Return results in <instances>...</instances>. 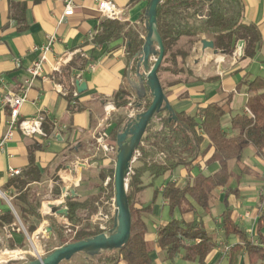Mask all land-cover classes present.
Returning <instances> with one entry per match:
<instances>
[{
	"label": "crops",
	"instance_id": "1",
	"mask_svg": "<svg viewBox=\"0 0 264 264\" xmlns=\"http://www.w3.org/2000/svg\"><path fill=\"white\" fill-rule=\"evenodd\" d=\"M98 1L76 0L77 6L74 13L66 16L60 22L65 8L63 0H0V139L8 131V119L10 117L9 108L2 101L3 95L8 91L19 92L21 86L25 84L26 79L29 78L28 67L39 57V51L35 50V47L44 44L48 34L53 33L58 37L53 50L48 54L50 63L45 66L47 77H38L34 80L28 89L27 100L20 111L22 118L33 117L39 111H48L49 119L43 126L50 135L48 138H43L37 134L26 136L18 128L14 129L11 138L7 139L3 147L0 148L1 191L5 192L2 188L10 177L8 174L9 166L25 169L29 163L30 149L41 142L44 147L36 150L38 165L41 169L51 168L53 173L59 177L61 184L54 181L53 178H49L47 182L52 183L51 189L54 184H59L62 188L61 193H63V187L70 186L77 191L79 189V194L84 197L88 190L81 189L83 176L87 175L90 169L97 172L100 167L113 163L117 152H106L98 146L95 139L96 130H98L99 120L101 122L106 116V104L115 105L109 101V98L122 85H128L134 91L130 80L136 81L137 77L130 71L131 62L127 50L124 49L125 41L123 39L100 45L92 38V35L95 37L100 33V23L104 18L98 9ZM111 1L120 11L119 20L139 28L142 36L146 38L148 18H146L145 13L150 1ZM244 3L245 22L256 24L264 40V0H244ZM21 12L24 13L25 18L23 23L18 22L13 17L14 13L20 14ZM193 52L198 53L193 58L195 66L189 65L191 56L186 61V68L181 59H178V65L173 64L172 61L162 62L164 69L159 70V77L167 99L175 111L185 110L190 114L196 113L212 102L221 104L226 110L223 126L230 132L233 114L245 112L246 109L245 104L249 92L248 86L244 82L245 74L248 72L250 79L254 77L250 69V65L254 61L260 63V69L264 68V61H262L264 60V47L259 58L253 61L243 59L237 67L230 70H226L227 67L221 64V58L216 57L219 51L213 50V57H216L214 59L220 63L208 75H203L199 71L203 63H206L208 54L207 50L203 48L202 42L193 47ZM66 54H72L76 60L85 58L87 63L95 64L94 69L87 66L84 69L75 68L73 70V73L80 74V80L87 82L88 85L86 91L75 97L86 105V109L82 111L72 112L69 109L66 98L67 92L62 91V89L66 90L65 84L69 85L66 78L62 80L51 74V64ZM134 93L136 92L134 91ZM120 111L121 109L118 107V111L105 121L104 127H100V130L106 128L107 132L110 133L111 120ZM54 119L59 122L57 130L53 122ZM208 143V140H205L202 148L205 149ZM73 147L76 148L73 149ZM255 156L262 163L264 169V157L256 152ZM81 159L89 160L90 165L83 167L81 172H73L72 164ZM245 164V171L248 172L256 165L251 163L249 157ZM219 167V163L212 158V151H210L208 154L200 156L192 165L180 166L155 180L153 185H148L136 196V206H140L141 203H149L153 199L155 187L162 190L166 179H171L184 186L187 182H192L197 174H213ZM79 177L80 184L75 186L73 179ZM234 178H239V175L232 177L226 186L214 190L212 209L204 211L197 206V213L188 211L183 215L177 214L187 221L197 220L200 226L219 240L218 247L208 254L205 264H228L229 253L224 254L223 245H232L237 241V237L233 235L226 239L224 231L219 225L221 216L226 209L224 199L227 195L233 220L250 235L254 236L256 233L263 209L261 199L263 186L255 181H240L234 187ZM159 179L162 180V183L156 185V181ZM149 181L150 179L147 178L145 183L148 184ZM0 207L3 211L10 208L9 204L1 197ZM40 212L42 222L39 227L45 224L52 227V223L59 227L54 215H45L42 211ZM145 218L148 223L146 238L154 248L151 253L154 264H197L183 260L181 255L170 260L167 254L157 246L159 228L171 219L167 203L161 195H158L156 199L153 213ZM20 227V224L16 222L0 228V240L7 249L8 245L13 243L17 247L23 244L22 248L18 249L27 250L24 248L27 246V241L30 243V240ZM39 227L32 233L33 236L39 234L38 239L41 241L53 236V229L49 230L48 228V236L42 237ZM262 232L264 233V227ZM29 235L31 236L30 233ZM46 251L49 253L48 249ZM178 259L181 261L179 262ZM26 262L28 260H23L22 264ZM60 264H72V261L71 259L64 260ZM119 264L126 263L122 261ZM240 264H264V262L251 259L247 252H243L240 257Z\"/></svg>",
	"mask_w": 264,
	"mask_h": 264
},
{
	"label": "trees",
	"instance_id": "2",
	"mask_svg": "<svg viewBox=\"0 0 264 264\" xmlns=\"http://www.w3.org/2000/svg\"><path fill=\"white\" fill-rule=\"evenodd\" d=\"M244 11V0H162L158 6L157 18L158 30L165 47L163 63L172 61L173 64L178 65V59H181L182 64L185 65L192 55L193 47L203 39L213 41V49L227 55H232L239 41L243 40L241 60H256L262 53L264 40L256 24L245 22ZM145 16L148 18L147 10ZM13 17L20 23L25 21L23 12L14 13ZM119 39L125 41L131 62L130 71L136 75L145 38L139 28L128 22L104 17L100 23V33L94 37L95 42L104 45ZM163 69L161 65L159 70ZM248 76L247 72L244 82L248 86L249 96L245 107L252 111L253 116L244 111L233 114L230 132L223 126L226 110L217 102L209 103L193 114L185 110H174V113H171L167 109H162L154 115L138 147L140 155L133 163L128 176L127 194L132 213L129 241L120 249L106 250L97 255L86 252L77 253L71 258L72 264H119L122 261L126 264H154L151 256L154 248L146 238L148 223L145 217L153 213L158 195L166 201L171 219L159 228L157 246L166 252L170 260L181 255L183 260L205 264L206 257L218 247L219 240L200 226L197 220L187 221L177 214L183 215L188 211L197 213V206L208 211L214 201V190L226 186L230 179L235 177L230 168V161H239L244 149L248 146L256 148L264 157V74H256L251 79ZM65 86L69 109L72 112L86 109V105L75 98L74 86L67 84ZM134 91L128 85H122L109 98V101L121 109L112 118L109 130L110 142L115 146H118V134L129 122L125 112L128 104L133 102V108L142 111L151 105L150 93L140 99ZM205 140L209 143L204 149L202 144ZM43 147L44 144L41 142L31 148L27 167L20 175L10 176L2 188L7 194L12 193V204L30 234L42 222L40 206L47 191L46 183L49 178L57 177L51 168L41 169L38 165L36 150ZM210 151H212V158L220 165L216 172L199 173L192 182L189 181L184 186L166 179L162 190L155 187L153 199L149 203L136 206V196L148 185H153L155 180L180 166L192 165L200 156ZM116 158L117 155L111 165L100 167L95 175L83 176L81 189L88 190L84 197L79 194L78 189L76 195L67 198L68 218L80 227L73 239H67L64 232L52 223L51 238L54 241L48 242L49 252L69 242L102 233V230L95 227L88 218L98 210L97 202L107 209L105 202L108 194L103 182L107 175L115 174ZM147 178L150 179L148 184L145 183ZM61 189L58 184L54 186L52 192L59 195ZM261 199L263 209L256 233L252 236L233 220L228 195L225 197L226 209L219 225L226 239L232 235L237 237V241L231 245L228 264H240L243 252H247L251 259L264 262V233L262 232L264 197ZM16 222V216L11 208L0 213V228ZM22 246L17 247L10 243L8 249L15 251Z\"/></svg>",
	"mask_w": 264,
	"mask_h": 264
},
{
	"label": "built area",
	"instance_id": "3",
	"mask_svg": "<svg viewBox=\"0 0 264 264\" xmlns=\"http://www.w3.org/2000/svg\"><path fill=\"white\" fill-rule=\"evenodd\" d=\"M63 1L65 3V8L63 15L60 18V22H62L66 16L72 15L77 6L76 0H63ZM98 9L104 17L111 19H119L120 17V11L117 9L114 2L111 0H99ZM92 38H94V35H92ZM57 40L58 37L56 36V34L51 33L47 35L46 42L44 44L35 47V50L39 51V57L35 59L27 69L29 73V78L26 79L25 84L21 86L19 92L8 91L3 95L2 101L6 106H8L10 117L8 119V131L3 136V138L0 139V148L3 147L7 139L11 138L13 131L16 128L21 130V132L26 136H33L37 134L43 138L49 137L50 134L44 129L43 126L44 123L49 119L48 111L46 110L39 111L35 116L29 118L26 117L22 118L20 116V111H21V107L27 100L28 89L32 86L34 80L38 77H42V78L47 77L45 66L46 64L50 63L48 54L53 50L54 44L56 43ZM124 49L127 50L126 46L124 47ZM234 55L235 57H242L243 55V48L239 44L236 51L234 52ZM17 63L19 65V60L17 61ZM87 66L91 69L95 68V64L87 63L85 58H82L81 60H76L75 58L72 57V54H66L64 56H61L51 64V74L53 76L61 78L62 80L66 78L69 85L74 86V96L77 97L79 92L77 90L76 83L77 81H81L80 80L81 75L74 74L73 70L75 68L84 69ZM58 86L61 87V85ZM62 91L67 92L65 89L64 90L62 89ZM105 110H106V116L101 120V122L99 120L98 130H96L97 135L95 139L98 143V146L101 147L104 151L117 152L118 146H115L109 142L110 136L106 128H102L100 130V127L102 126L104 127L105 121H107L114 112L118 111V107L111 103H108L106 104ZM140 112H142V110L133 108V102H130L126 108V113L129 121L135 120ZM245 112L253 116L252 111L248 107H246ZM53 122L54 125L57 127L56 128L57 130L59 122L57 119H54ZM139 155H140V151L137 149L134 153L133 159L131 161L132 163L131 165H133V163L136 161ZM89 165H90L89 160L81 159L75 161L72 164L71 168L73 172L77 173L78 171L80 172L81 168ZM21 173H22L21 168L14 166H9L8 168L9 176H17L20 175ZM73 182L75 186H78L80 184V177L74 178ZM103 186L106 190V194H108V198L105 202L107 209H105L103 205L100 206V203L97 202V204H99V208L95 213L89 216L88 220L94 225H98V228L102 230V232L108 233L110 229H112L114 226V225L109 226L108 223L110 221H115V217L118 210L116 196H115L114 175L107 176L103 182ZM65 187L67 188V191L66 192L63 191V193L58 196V199L56 198L52 201L48 200L42 203V207H43L42 213L45 215H54L57 219L60 230L64 232L65 235L72 234V239H73L76 236L80 225H75L68 218V216L53 212L51 207L52 204L59 205L61 203H64L65 206L68 207L66 202L67 195L70 193V188H74V187H70V186L69 187L65 186ZM261 196L264 197V184H263V189L261 191ZM0 197L6 198L10 208L12 209L14 214H16V216L18 217L15 208L11 204L10 198H8V194L0 190ZM2 211L3 210L0 207V213H2ZM19 223L21 226L20 229H23L25 233L28 235L32 249L22 250L25 252V256L11 258L7 261H10L12 259H21V260L29 261L32 259L44 257L47 254L46 251L47 249L44 247L45 245H43L42 241L38 239L40 235L37 234L36 236L33 235L30 236L24 224L21 221H19ZM48 228H50L48 224L41 225L39 227L42 237L48 236ZM223 247H224L223 252L224 254L227 255L231 249V245L224 244ZM2 252H3L2 243L0 240V253Z\"/></svg>",
	"mask_w": 264,
	"mask_h": 264
},
{
	"label": "water",
	"instance_id": "4",
	"mask_svg": "<svg viewBox=\"0 0 264 264\" xmlns=\"http://www.w3.org/2000/svg\"><path fill=\"white\" fill-rule=\"evenodd\" d=\"M162 0H151L147 9L148 21L146 23L147 36L141 50L137 64V80H130L138 97L142 99L150 93L152 102L148 109L140 112L135 120L129 121L125 128L117 136V158L114 174L115 196L117 202V214L114 226L108 233L102 232L93 237L83 240L69 242L47 253L42 258L29 260L24 264H60L64 260H70L75 254L86 252L90 255H97L106 250L120 249L130 239L132 227V213L128 198V176L131 172V161L135 151L138 149L142 138L151 123L154 115L162 109L174 113L165 94L159 77V68L162 65L165 47L163 39L158 30V6ZM203 48H214L211 40H202ZM239 45L243 48L244 41L240 40ZM216 52L219 50L215 49ZM76 87L79 93L86 91L87 82L77 81ZM82 168L80 169V172ZM63 191H67L63 187ZM76 195V189L70 188L67 198ZM52 211L68 216L69 208L64 203L51 205ZM52 230V227L49 228Z\"/></svg>",
	"mask_w": 264,
	"mask_h": 264
},
{
	"label": "rangeland",
	"instance_id": "5",
	"mask_svg": "<svg viewBox=\"0 0 264 264\" xmlns=\"http://www.w3.org/2000/svg\"><path fill=\"white\" fill-rule=\"evenodd\" d=\"M208 54H207V59H206V63H203L201 69H199V71L203 74V75H208L210 74L213 70L216 69V65H218V63H220L219 61L215 60L214 58L218 57V58H221V64H224L227 69L226 70H230L231 68H234V67H237L239 62L241 61V57H235L234 55V51L232 55H227L225 53H222L221 51H219V54L215 57H213V48H206ZM196 54L198 55V53H194L192 52V55H191V58H190V62H189V65L190 66H195L194 64V61H193V58L196 56ZM264 65V63H263ZM185 68H186V64H185ZM250 69L252 71V73L255 75V74H264V68L263 69H260V63L258 61H254L251 65H250ZM255 152L260 154L258 152V150L252 146L250 147H247L244 149L243 151V154H242V158L237 161V160H233L230 162V168L231 170L234 172L235 175H239V178H234L235 179V182H234V187L238 185V183L241 181V182H252V181H255L256 183H261V186H263L264 184V169L262 168L263 166L261 165L262 163L258 161V158L255 156ZM250 158L251 159V163H254L256 164L255 165V168H253L251 171H245V168H246V162H247V158ZM258 165V166H257ZM217 167V166H216ZM97 172L93 171V169H90V171L87 173V177L89 176H92V175H95ZM59 177H56L54 179V181H57V183L61 184L62 182L60 181V179H58ZM54 184L53 186L55 185H58V184ZM162 183V180L159 179L158 181H156V185H160ZM260 185V184H259ZM51 186H52V183L51 182H47L46 183V194L43 196V200H42V203L45 202V201H48V200H54V199H58V196L61 195L62 193H60L59 195H55L52 191V188L51 189ZM8 198H10V201H11V204H12V201H13V195L12 193H9L8 194ZM1 199L6 200L5 197H1ZM158 201V200H157ZM160 201V200H159ZM66 202H67V199H66ZM8 203V202H7ZM42 203H41V206H40V211L43 210V207H42ZM144 203V201H143ZM158 203V202H157ZM214 203V201H213ZM212 203V205H213ZM13 205V204H12ZM14 207V206H13ZM211 209H212V206H211ZM18 215V213H17ZM16 216V214H15ZM16 220H17V223H19V221H21L19 215L18 217L16 216ZM22 222V221H21ZM23 223V222H22ZM20 224V223H19ZM109 226H113L114 225V221H110L108 223ZM25 226V225H24ZM26 227V226H25ZM95 227H98V225H95ZM27 229V228H26ZM29 233V232H28ZM65 234V233H64ZM32 235V234H31ZM67 239H72V234L70 235H65ZM43 241V244H45V248L48 249V242L51 240V241H54V239L52 238H44L42 239ZM38 243V242H37ZM2 249H7L5 247V245L2 244ZM24 249H27V250H30L32 249V246H31V243H29L27 241V246L24 248ZM20 250L19 249H16L15 251H10V252H19ZM8 252V251H7ZM165 252V251H164ZM166 253V252H165ZM164 254V253H163ZM163 256V255H161ZM179 262L181 261L180 259H178ZM13 263H19V264H22L23 263V260L21 259H12L10 261H7L5 263H2V264H13ZM181 264V263H180ZM193 264V263H191Z\"/></svg>",
	"mask_w": 264,
	"mask_h": 264
},
{
	"label": "bare ground",
	"instance_id": "6",
	"mask_svg": "<svg viewBox=\"0 0 264 264\" xmlns=\"http://www.w3.org/2000/svg\"><path fill=\"white\" fill-rule=\"evenodd\" d=\"M47 206V204H46ZM48 208V206H47ZM3 252L0 253V264L11 259V258H17L21 256H25V252L20 250L19 252H10L8 249H2ZM8 251V252H7Z\"/></svg>",
	"mask_w": 264,
	"mask_h": 264
}]
</instances>
